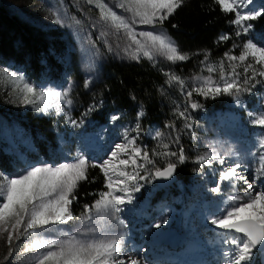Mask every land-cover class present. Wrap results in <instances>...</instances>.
<instances>
[{
	"label": "rangeland",
	"instance_id": "obj_1",
	"mask_svg": "<svg viewBox=\"0 0 264 264\" xmlns=\"http://www.w3.org/2000/svg\"><path fill=\"white\" fill-rule=\"evenodd\" d=\"M2 1L36 22L55 28L60 38L61 48L59 51L61 53L57 56L54 55L63 69L60 71L58 79L54 74H46V72H39L35 75L24 65H0V71L7 70L18 75L23 74L28 82L41 90L52 87L58 91H64L71 84L69 96L73 100V104L70 108L65 107L64 111L69 113L74 120L83 119L84 123L79 128H73L64 113L56 115L54 108L50 109L48 114L42 112L53 119L52 129L55 132L54 144L52 146L47 144L44 147L46 150H42L40 143L35 142L18 127L1 124L0 135L10 140L13 146L18 149L21 161L16 167L17 172L5 173L0 168V173L15 177L31 166L41 164L58 166L62 163H74L80 155L85 156L89 162L102 164L106 159H110V154L116 144L125 142L123 137L126 132L131 137H135L137 145L146 149L150 156L160 150L159 142L154 138L157 130L165 134L164 142L170 144L169 150L178 151L179 148L172 142L168 131L159 129L155 123L141 126L139 134L129 131L134 128L137 122V113L141 111L139 107L133 111L123 107L119 102L116 107L113 102L109 106L107 101L109 97L103 93L100 82L102 61L108 55L113 58H130L123 52L127 43L123 33L112 35L114 30L100 19L98 9L84 3V0H79V2L77 0ZM105 2L118 14L127 15L115 7V0H105ZM50 9L58 11L64 26L54 22L56 17ZM241 11L264 13V0H245ZM77 20L80 21L79 24L76 23ZM245 23L251 24L252 28L248 33L240 35H237L238 27L232 23L229 36L230 46L220 55H213L206 51L184 52L188 54L189 59L176 64L167 61L162 54H157L154 48L151 50L155 57V63L141 56L161 75L162 83L158 86L159 98L167 106L168 117L177 122L178 135L186 142L184 151L189 157L186 162L190 164L191 171L188 173V187L185 186L182 178L173 182L174 189L170 185L159 189L155 179L141 180L140 184L143 186L139 192L133 193V202L124 205V210L116 214L124 222L123 224L114 218L98 214L95 209H92L91 217L102 216L104 224L91 225L88 231L95 230L97 237L104 235L122 237L124 244L122 257L124 259L131 256L140 260L141 264H172L174 259H164L172 255L178 256L177 262L179 263L182 260L194 263L203 258L206 253H212L213 257H217L216 264H227L228 257L223 255L220 246L225 245L226 251L231 252L235 246L226 241L231 240L232 234L218 230L209 221L212 217L221 214L220 210L225 206L224 202L229 196L242 194L245 185L241 181L233 189L227 182H223L220 184L222 188L220 194L212 193L210 189L215 187L219 181V172L237 160L245 166L243 169L245 175L253 172L249 164L253 163L257 167L259 154L264 152V149H260L258 145L260 137L264 136V128L250 122L249 112L258 114L264 110V83H258L250 94L243 93L240 97L241 104H237L232 97L223 95L225 104L223 108H218L219 110L208 109L204 104L193 100L201 104L202 108L196 111L189 108L188 111L192 118L191 129L184 128V121L174 115V110L177 105L181 110L187 106L186 91L190 90L195 83L194 77L209 75L205 70V56L208 57L206 63L217 64L221 59H225V53L238 56L242 50L241 46L248 40L264 47V15ZM135 30L137 32L150 31L156 35L162 34L174 42L164 27L160 25L152 27L137 24ZM101 31L110 33L107 40L112 47L111 51L103 40L97 39ZM227 63L228 61L225 59L226 66ZM257 67L259 66L257 65ZM170 71L185 81L184 92H181L178 85L170 86L167 83L165 74ZM237 71H242V69H237ZM213 78H217L216 74H213ZM89 80L90 84L85 88V81ZM0 102L24 105L16 99L10 87L6 88L2 85H0ZM93 105L97 107V110L85 116L86 110ZM27 106L32 107L31 105ZM113 116L120 118L113 121ZM213 148L222 156L229 150L235 155L225 156L227 163L223 166L213 163L212 167H208L195 163L196 157L211 152ZM152 158L155 167L162 168L167 163V158L158 155L152 156ZM171 159L175 161V157ZM146 167L151 170L153 165H146ZM126 170L132 171V167L129 166ZM141 175L146 176L147 172L142 171ZM104 191H107V188ZM98 198L99 194L96 200ZM76 217H81L78 221H88L85 218V209ZM165 220L167 222L162 223L160 228L154 227L156 223ZM55 227L62 229L63 225ZM153 231L168 235L170 240L178 243L177 247L170 249L167 247L169 243L166 240L151 241ZM45 236L57 238L55 233H45ZM216 237L220 240L214 241ZM18 243L24 244L26 241L22 238ZM145 249L147 250L143 254ZM7 252L5 241L0 240V264H34V254L32 253L25 254L23 257L14 253V259L5 261ZM195 252L197 254L194 255ZM154 254L157 256L153 257ZM261 255L262 253H256L254 250L251 262L260 264ZM151 258L164 259V262L151 261Z\"/></svg>",
	"mask_w": 264,
	"mask_h": 264
},
{
	"label": "snow or ice",
	"instance_id": "obj_2",
	"mask_svg": "<svg viewBox=\"0 0 264 264\" xmlns=\"http://www.w3.org/2000/svg\"><path fill=\"white\" fill-rule=\"evenodd\" d=\"M214 2L224 13L235 14L232 23L239 29L237 35L246 34L252 28L251 24L245 23L246 21L264 15L260 11L242 12L245 0ZM84 3L99 10L100 19L114 30L112 35L123 33L127 41L123 52L131 60L139 62L143 56L155 63L151 50L153 48L157 54H162L172 64L189 59L187 53L182 52L178 45L164 35L135 30L137 24L162 26L182 7L185 0H115V7L127 15L118 14L105 0H84ZM50 11L56 17L54 22L64 26L58 11L55 9ZM76 23L79 24L80 21L77 20ZM109 34L107 31H101L97 39L103 40L111 51L112 47L107 40ZM220 39L227 40L228 36L222 35ZM241 47L238 56L225 53L227 66L225 59H221L217 64H208L206 63L208 57L205 56V70L209 75L194 77L195 83L186 91L187 106L181 110L177 105L174 110V115L184 121V128L192 127L189 108L192 111L202 108L201 104L191 99L193 94L205 99L226 95L232 97L237 104H241L240 97L243 93L250 94L258 83H264V47L251 40ZM213 74H216L217 78L214 79ZM165 75L170 86L175 84L179 86L181 92L185 91L186 83L180 76L171 71ZM89 84L90 80L85 81V88ZM0 85L10 87L16 99L24 105H31L38 112L48 114L49 110L54 108L56 115L64 113L73 128H79L84 123L83 119L74 120L64 111L65 107L70 108L73 104L69 96L71 84L64 91L52 87L41 90L28 82L23 74L3 70L0 71ZM96 110L95 105L90 106L84 115L87 116ZM143 116L144 112L138 111L137 122L129 131L137 134L141 132L139 120ZM249 117L253 125L264 128V110L258 114L249 112ZM119 118L113 116L112 120L116 121ZM165 127L176 129L175 123H168ZM164 137L163 132L159 130L155 132L154 138L158 140L160 150L152 154L167 158V163L162 168L155 167L149 152L138 146L136 138L126 132L123 137L125 142L116 144L110 159H106L102 164L90 165L88 159L80 155L74 163L31 166L15 177L0 173V240H4L8 248L5 261L14 259V253L21 257L32 253L34 264H141L140 260L131 256L127 259L122 257L124 250L122 237L108 235L97 237L95 230L79 229L69 234L55 226L69 225L70 222L81 219L73 215L72 204L77 199L75 193L80 182L87 180L89 166L99 167L104 173L107 191L99 193V198L91 208L85 206V218L91 219V211L95 209L96 213L114 218L123 224L116 214L124 210V205L133 202V193L139 192L143 186L140 184L141 180H170L178 164H183L189 159L183 147L178 151H170V144L164 142ZM172 142L178 145L179 135L172 138ZM258 145L260 149H264V136L260 137ZM233 155L235 153L229 150L222 156L213 148L211 152L196 157L195 163L208 167H212L213 163L223 166L227 163L225 156ZM172 157H175V161L171 159ZM146 165H153V168L150 170ZM129 166L132 167V171L126 170ZM244 168L239 160L228 165L219 172V181L210 189L212 193L220 194L222 192L220 184L223 182H227L233 189L241 181L245 185L244 192L229 196L224 202L225 206L220 210L221 214L209 221L216 228L232 234L231 240L226 242L235 247L231 252H223V255L228 257L227 264H249L254 250L264 249V152L259 154L257 167L253 172L245 175ZM142 171L147 172V175H141ZM166 222V220L158 222L154 227L160 228L161 224ZM45 233H59V238L46 237ZM22 238L26 243H18Z\"/></svg>",
	"mask_w": 264,
	"mask_h": 264
},
{
	"label": "trees",
	"instance_id": "obj_3",
	"mask_svg": "<svg viewBox=\"0 0 264 264\" xmlns=\"http://www.w3.org/2000/svg\"><path fill=\"white\" fill-rule=\"evenodd\" d=\"M234 13H224L214 0H185V3L162 25L183 52L206 51L220 55L230 46V32ZM175 25V27H173ZM228 36L221 40V35ZM60 38L54 27L42 25L0 0V65H24L33 74L46 72L54 74L58 79L60 71L59 55ZM55 54V55H54ZM101 87L109 97V106L118 102L125 108L135 110L137 107L144 112L140 125L157 124L159 129L168 131L171 139L178 135V124L168 117V109L159 98L158 86L162 83L160 73L145 59L139 62L113 58H104L101 67ZM190 73V72H189ZM62 82V81H60ZM187 100V96L185 97ZM204 104L208 109L223 108L224 96L205 99L201 96L191 98ZM106 101V102H107ZM108 103H106L108 105ZM114 107V108H115ZM219 110V109H213ZM97 115H100L97 113ZM16 126L27 133L35 142L42 145L41 149L54 144L55 132L52 129L53 119L42 111H36L27 105L0 102V125ZM175 123L176 129L165 127ZM180 137V136H179ZM184 138L180 137L178 148L185 146ZM21 159L18 149L10 140L0 135V168L5 173L17 172ZM89 164H98L89 162ZM190 164L185 161L178 164L177 179L182 178L188 187ZM106 179L99 167L87 169V180L81 181L76 190L77 199L73 201L72 211L76 216L96 200L99 193L106 189ZM174 189V183L170 184ZM102 216L94 215L87 222L74 221L63 225L62 230L72 234L75 230L88 231L90 226L104 224ZM59 238V233H55ZM258 252V250H255Z\"/></svg>",
	"mask_w": 264,
	"mask_h": 264
},
{
	"label": "bare ground",
	"instance_id": "obj_4",
	"mask_svg": "<svg viewBox=\"0 0 264 264\" xmlns=\"http://www.w3.org/2000/svg\"><path fill=\"white\" fill-rule=\"evenodd\" d=\"M213 109H218V107H216V108H213ZM258 147V146H257ZM255 164V163H254ZM250 166V168L252 169V171H254V169L256 168L255 167V165H253V163L252 164H249ZM207 232V231H206ZM151 235H152V240L151 241H153V240H158V239H160V241H167V243H169L168 245H167V247H169L170 249L171 248H176L177 247V245H178V243L177 242H175V241H172V240H170V238H168L167 236L168 235H166V234H163V233H161V232H156V231H153L152 233H151ZM210 235V234H209ZM150 241V242H151ZM155 244V243H154ZM162 244H163V242H162ZM164 244H166V243H164ZM225 246V245H224ZM223 246V244L220 246V249H221V252H224V251H226V247H224ZM222 248H223V250H222ZM146 250L147 249H145V251L143 252V254H145V252H146ZM159 251V250H158ZM150 253V252H149ZM153 253H158V252H153ZM259 253H262V258L264 259V249H262V250H260L259 251ZM148 254V253H147ZM151 254V253H150ZM195 254H197V253H194V255ZM152 255V254H151ZM164 255V254H163ZM155 256H157L156 254H154V256L153 257H155ZM170 257H175V256H172V255H169L168 257H166V258H164V259H168V258H170ZM177 258H178V256H176ZM181 257H182V255H181ZM145 258V257H144ZM164 259H157V258H154V259H152L151 258V261H160V262H164ZM228 260V259H227ZM166 262V261H165ZM191 264V263H190Z\"/></svg>",
	"mask_w": 264,
	"mask_h": 264
},
{
	"label": "water",
	"instance_id": "obj_5",
	"mask_svg": "<svg viewBox=\"0 0 264 264\" xmlns=\"http://www.w3.org/2000/svg\"><path fill=\"white\" fill-rule=\"evenodd\" d=\"M176 178H177V175L176 173H174V176L172 179L170 180H161V179H155V182H156V185L159 189H162L164 188L165 186L167 185H170L171 183L175 182L176 181ZM218 229V228H217ZM218 230H221V229H218ZM262 250V249H260Z\"/></svg>",
	"mask_w": 264,
	"mask_h": 264
},
{
	"label": "built area",
	"instance_id": "obj_6",
	"mask_svg": "<svg viewBox=\"0 0 264 264\" xmlns=\"http://www.w3.org/2000/svg\"><path fill=\"white\" fill-rule=\"evenodd\" d=\"M100 108H102V107H100Z\"/></svg>",
	"mask_w": 264,
	"mask_h": 264
}]
</instances>
